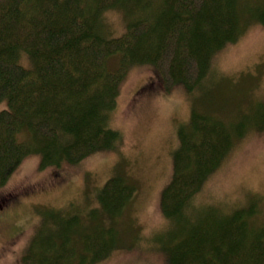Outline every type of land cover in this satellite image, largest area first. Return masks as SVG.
Here are the masks:
<instances>
[{
    "label": "trees",
    "instance_id": "1",
    "mask_svg": "<svg viewBox=\"0 0 264 264\" xmlns=\"http://www.w3.org/2000/svg\"><path fill=\"white\" fill-rule=\"evenodd\" d=\"M113 11L124 30L111 37L104 16ZM250 24L264 28V0H0V192L30 156L39 170H58L116 150L122 137L111 119L133 68L150 69L152 92L179 88L195 100L211 83L206 77L217 53ZM236 120L193 108L177 128L170 178L159 199L170 229L163 247L168 264H264L256 202L227 211L198 209L196 202L244 132L264 127V107L250 127ZM127 178L105 180L89 215L42 210L20 264L105 259L134 194Z\"/></svg>",
    "mask_w": 264,
    "mask_h": 264
},
{
    "label": "rangeland",
    "instance_id": "2",
    "mask_svg": "<svg viewBox=\"0 0 264 264\" xmlns=\"http://www.w3.org/2000/svg\"><path fill=\"white\" fill-rule=\"evenodd\" d=\"M104 19L111 37L123 32L124 21L117 12L106 13ZM153 77L149 68L136 67L122 84L111 119L122 137L116 150L58 170H39L35 156L18 167L0 192L7 198V203L0 202V264H20L42 221V210L50 206L89 215L98 205L102 184L116 174L126 175L135 190L117 220L113 250L95 264H168L163 247L170 229L159 199L170 178L177 128L188 122L193 108L215 113L225 122L237 119L244 127L253 125L258 108L264 107V28L250 24L235 44L217 53L206 77L211 83L195 100L179 88L152 92ZM145 84L150 87L137 93ZM253 127L204 182L198 209L215 205L227 211L254 201L261 210L257 220L264 223V127Z\"/></svg>",
    "mask_w": 264,
    "mask_h": 264
}]
</instances>
